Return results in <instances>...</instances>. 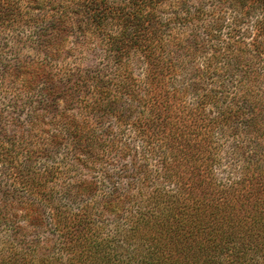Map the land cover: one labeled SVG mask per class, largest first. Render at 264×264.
I'll return each instance as SVG.
<instances>
[{"label": "trees", "instance_id": "16d2710c", "mask_svg": "<svg viewBox=\"0 0 264 264\" xmlns=\"http://www.w3.org/2000/svg\"><path fill=\"white\" fill-rule=\"evenodd\" d=\"M17 20L35 26L45 58L18 65L15 85L40 111L28 137L10 146L35 199L10 206L17 217L0 206V225L37 240L1 252L0 264H77L119 228L113 239L123 240L122 250L97 264H264V0H0L1 23ZM83 47L102 57L99 73L82 67ZM224 60L225 69L215 63ZM235 66L243 68L238 88L212 81ZM183 103L189 115L210 109L220 126L247 129L227 130L245 138L225 152L241 161L227 167L233 182L215 177L221 152L201 151L178 127ZM112 118L117 129L107 126ZM136 139H145L142 154ZM62 150L73 163L64 156L42 177L29 171ZM161 154L174 165L153 168L148 155L165 160ZM129 158L119 173L110 170ZM97 177L112 189L99 194ZM73 204L81 207L72 212ZM48 208L51 227L73 234L45 246Z\"/></svg>", "mask_w": 264, "mask_h": 264}, {"label": "rangeland", "instance_id": "374dc122", "mask_svg": "<svg viewBox=\"0 0 264 264\" xmlns=\"http://www.w3.org/2000/svg\"><path fill=\"white\" fill-rule=\"evenodd\" d=\"M253 33L251 35V38L248 39V44L250 45L251 49H256L254 46H256L255 41L257 37H255ZM37 36L38 32L36 31L35 26L31 23H25V20H17L13 22L9 27H6V25L2 24L0 21V206L8 205V213L10 214L9 216L18 212V215H16V217L22 214L21 211L10 206L15 205L16 208H19L18 206L21 202L23 203L26 201H33V199H35L29 187L24 182H22V177L24 175L29 176V172L22 169L20 163L21 159L15 157L14 160L12 157H10L12 155L10 146L12 143H15L16 150V143H19L28 137L30 130V124L28 123V121L30 119V116L40 111V107L38 105H35L36 103H32L30 98L28 99L29 96L25 94L28 90H22L19 92L17 86L15 85V83L20 82L21 78L23 79V76H20L21 78H19L20 70L18 67V65L23 60L32 62L45 59L43 55H39L40 50H38L37 47ZM69 43V41L66 42L67 47L70 46ZM209 44L213 43L210 42ZM83 49L87 50L89 54L87 55L88 60L82 64V67L89 66L95 70L96 68H101L103 65L102 57H94L91 53V49L88 50L85 47H83ZM260 51L264 53V49H261ZM79 60L71 62H79ZM135 61V58H132L129 61V70L135 69ZM215 63H217L219 67L221 63L224 69L225 67H228V64L225 60L223 62L216 61ZM261 69L262 71H264V65L261 67ZM141 72V69H136L135 74L138 76V79L143 78ZM231 72L234 73L225 77L222 76V80H217L214 76V79L212 81H214L215 84L217 83V81L222 82L224 86L228 85L234 90L235 88H238L237 84L239 81V76L241 72H243V68H238L235 66L234 70H231ZM37 100H39V98H36L35 102H37ZM186 106H188V104L183 103V106H181L178 110L179 117L174 119L178 122V127L185 130L184 132L190 135V140L193 143L200 142L201 144L205 145L204 147L200 148L201 151L205 150L206 146V150L208 152L217 153L220 151L222 166L215 167V177L217 178L218 182L221 181L222 184H229L233 182V179H231L228 173L227 167L231 163L239 165L241 161L234 156L233 158L227 155L225 152H233L236 140H242L245 138L233 139L229 131L227 130H241L240 134L238 135H243L245 134L247 129L242 126H220V124H217V119L214 118L215 115L210 112V109H207L205 111H198L196 109H193L191 114L189 115L188 113L190 112V106ZM194 113L195 115L192 116ZM240 120L245 121L246 119ZM117 122L118 121L116 118H112L111 122L108 123L107 126H111L112 128L117 129ZM204 133H207L208 137L206 141L202 142L201 136ZM162 138L163 136L159 137V139L156 137L157 144L158 140H161ZM127 140L130 141L128 138ZM144 140L145 139H136L133 143L131 142V144H133V146H135L137 150L141 151V154L145 146ZM150 141H152V139ZM153 146H155V144ZM67 153V150H62L58 154H55V160L54 158H38V160L35 159L34 162L30 165L33 167L29 169V171L33 170V172L37 174L38 177H42L45 175L47 169L51 168L56 162L60 163L59 161L64 156H66V158L69 159L70 162H72V156ZM161 156L166 160L165 155L161 154ZM138 157L142 158L144 156L141 155ZM147 158L151 160L153 168H164V166L167 167L166 163L174 165V162H170V160H160V156L151 158L148 155ZM259 159L264 160V155H259ZM128 161H130V158L121 161V164L118 163L116 166L111 167L110 170L112 172L119 173L121 169L124 168L122 167V165H125ZM129 168H131V166L128 164L125 169ZM23 178L27 179L28 177ZM97 182L99 183V194L101 195L108 192L110 188L112 189V185L110 184V187L109 185H106L105 181L102 178L97 177ZM80 207L81 204H73L70 205V210L72 212H76ZM16 217L12 221L17 223ZM50 217L51 209L48 208L45 213L46 226L42 228L40 232V236L42 238L41 240H44L45 246H50V244L53 245L52 242L56 241L57 239L59 240L70 238V236L73 234L72 232L70 235H67L64 238V229L62 231H59V229H54L53 227H51ZM19 223L20 225H23L24 221L20 219ZM118 230L117 232H120ZM110 231L116 230H112L111 228ZM117 232H115L109 240H105L107 244L106 248H100L96 251L80 254L79 257L74 260V263L97 264L101 261L108 260L116 253H119L122 250V248L119 246H123L121 245L123 243V240L113 239ZM29 236L30 237L28 238H24V235L21 232L17 235V237H15V232L12 231L11 227L2 223V225H0V253L3 251L9 253L11 250L16 251V249L19 248H26L24 245L25 239L27 241L31 239L35 241L37 240L36 233H31L30 231ZM117 237L119 238V235H117ZM106 244L102 246H105ZM69 256L63 258H68ZM67 261L68 260H62L63 263H61L55 261L50 262V260H48L43 264H65Z\"/></svg>", "mask_w": 264, "mask_h": 264}]
</instances>
